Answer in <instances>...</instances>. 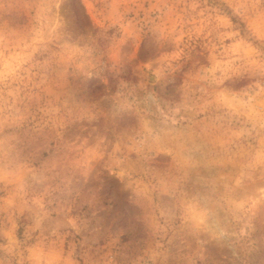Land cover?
I'll return each mask as SVG.
<instances>
[{
	"label": "rangeland",
	"instance_id": "obj_1",
	"mask_svg": "<svg viewBox=\"0 0 264 264\" xmlns=\"http://www.w3.org/2000/svg\"><path fill=\"white\" fill-rule=\"evenodd\" d=\"M0 264H264V0H0Z\"/></svg>",
	"mask_w": 264,
	"mask_h": 264
}]
</instances>
